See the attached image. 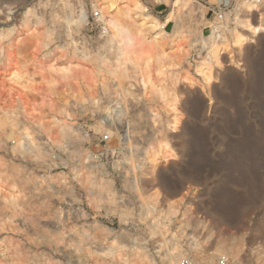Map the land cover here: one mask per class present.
I'll return each mask as SVG.
<instances>
[{"label":"rangeland","instance_id":"obj_1","mask_svg":"<svg viewBox=\"0 0 264 264\" xmlns=\"http://www.w3.org/2000/svg\"><path fill=\"white\" fill-rule=\"evenodd\" d=\"M101 1L0 0V61L18 53L7 45L28 22L41 57L68 58L94 82L83 103L45 117L56 142L21 108L0 112V264H217L225 254L264 264V31L240 26L250 1L226 0L220 24L221 0H110L148 23L130 60L169 54L152 70L155 98L106 31ZM235 30L247 44L214 63L212 44Z\"/></svg>","mask_w":264,"mask_h":264},{"label":"bare ground","instance_id":"obj_2","mask_svg":"<svg viewBox=\"0 0 264 264\" xmlns=\"http://www.w3.org/2000/svg\"><path fill=\"white\" fill-rule=\"evenodd\" d=\"M114 6L110 0H103L98 4L107 28L106 31L111 39L118 44L125 60L132 62L137 67L142 76L143 86L150 89L151 96L155 98L156 94L160 92L156 88L152 70L161 69L162 63L169 61V54L164 49H157L153 54L146 55L141 60H130L129 54L134 47V41L136 38L145 39L148 23L146 21L141 24L134 22L132 18L134 8L126 7L123 11H114ZM241 8L244 17L239 20L243 31L253 36L263 32L264 18L261 14V6L255 1H250L243 3ZM257 13L261 17L255 24L252 16ZM11 29L15 30L13 27ZM35 37L36 30L32 31L30 23L23 22L20 29L9 40L7 45L9 51L18 53L7 55L0 61V112L9 116L21 108L27 119L30 118L32 123L42 128L50 142H56L57 136L53 132L49 120L45 117L48 114L65 113L73 105L83 103L92 93L94 82L90 73L81 70L68 58L56 54L41 57L44 46L40 42H36ZM247 42L244 33L235 30L232 39L212 44L210 48L212 61L219 64L220 59L229 49L241 51ZM24 52L28 53L24 55ZM202 70L201 66L200 72L206 80V86L209 87L211 78H207L206 73ZM22 71L23 73H21ZM37 81L43 85L40 88L41 92H39L40 86H37L38 89L35 87ZM15 92H18L19 95L16 96ZM175 121H172L174 126L177 125ZM27 137L32 138L30 135ZM165 148V146H159L158 153L148 152L147 160L152 167L156 165L160 151ZM8 189L5 190L8 191V200L4 199L9 203H14L18 198L15 187L11 186ZM2 191H4V187L0 179V197H2ZM220 208L219 211L223 212Z\"/></svg>","mask_w":264,"mask_h":264},{"label":"built area","instance_id":"obj_3","mask_svg":"<svg viewBox=\"0 0 264 264\" xmlns=\"http://www.w3.org/2000/svg\"><path fill=\"white\" fill-rule=\"evenodd\" d=\"M249 1H255L258 4L261 2L260 0H249ZM227 11L230 12L228 2L226 0H221L220 5L215 10H213V15L215 16V20H218L220 22V24L224 23L226 20ZM95 16H99V12H95ZM2 50L3 49H0L1 54L4 51V50L3 51ZM24 55H26V52H24ZM15 94H16V96L19 95L18 92H15ZM21 115H23V114H21ZM23 120H24V117H23ZM25 123H27V122L25 121ZM104 139L108 140V137H105ZM180 264H197V263L191 257L188 256L186 258H183ZM217 264H243V263L238 262V261H233V260H231L229 255L225 254V255H221L218 257Z\"/></svg>","mask_w":264,"mask_h":264},{"label":"crops","instance_id":"obj_4","mask_svg":"<svg viewBox=\"0 0 264 264\" xmlns=\"http://www.w3.org/2000/svg\"><path fill=\"white\" fill-rule=\"evenodd\" d=\"M37 82H38V81H37ZM37 86L39 87V85L37 84V85L35 86L36 89H38ZM35 87H34V88H35ZM40 88H42V86L39 87V92H41V91H40V90H41ZM42 90H43V89H42Z\"/></svg>","mask_w":264,"mask_h":264}]
</instances>
